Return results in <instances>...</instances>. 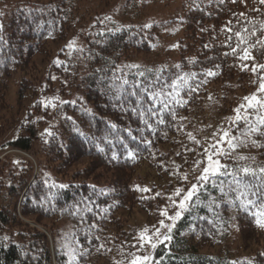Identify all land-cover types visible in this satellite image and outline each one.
<instances>
[{"label":"trees","instance_id":"16d2710c","mask_svg":"<svg viewBox=\"0 0 264 264\" xmlns=\"http://www.w3.org/2000/svg\"><path fill=\"white\" fill-rule=\"evenodd\" d=\"M80 1L0 0V5H10L7 19L0 16V139L19 120L24 131L1 143L0 149L35 152L38 145L35 153L44 160L39 171L28 164L20 174L7 175L0 167V264H131L141 247L123 217L136 201L152 207L155 198L148 189L149 199H137L138 173L155 170L156 178H164L179 165L176 172L181 174L183 190L189 182L198 183L201 161L207 159L202 148L207 137L191 140L189 128L196 129L200 121L206 93L215 88L217 79L223 92H233L227 81L237 80V90L252 93L264 75L259 68L251 71L253 64H264V47L256 43L257 37L264 40L260 0H185L179 16V63L158 69L129 64L136 55L159 48V32L166 30L162 23L146 27L136 21L137 0H127L114 18H95L81 49L69 53L66 47H58L67 41L76 19L81 21ZM244 28L255 31L244 45L254 60H240L233 54L238 42L235 32L243 33ZM39 55L48 57L47 69L62 78L59 90L50 85L56 92L51 100L42 97L53 78L41 81L35 66ZM209 71L214 75H207ZM134 83L162 93L155 102L160 115L145 114L152 101L139 88L133 89ZM31 91L35 97L28 99ZM27 100L31 103L24 109ZM21 113L24 121L19 119ZM249 115L231 127L232 136L243 143L234 141L235 150H228L231 155L222 159L229 171L264 167V136L241 134L247 130L245 120L255 124L258 119L252 110ZM81 156L91 161L72 171ZM4 176L9 178L7 183L2 182ZM244 180L260 183L259 174ZM221 181L224 192L213 186ZM229 183L235 186L231 175L210 177L200 184L171 240L156 247L152 264H264V251L236 263L199 250L197 242L203 236L220 232L223 214L218 213V203L236 209L252 230L260 227L261 199L250 195L247 199L255 206H240L243 198L229 191ZM23 218L36 224L66 219L71 227L57 228L52 223L50 241L46 232Z\"/></svg>","mask_w":264,"mask_h":264},{"label":"rangeland","instance_id":"374dc122","mask_svg":"<svg viewBox=\"0 0 264 264\" xmlns=\"http://www.w3.org/2000/svg\"><path fill=\"white\" fill-rule=\"evenodd\" d=\"M126 1L127 0H81V21L79 19H76L70 30L67 41L59 43V46L56 45L54 47H66L69 50V53L74 50L81 49L86 44L85 39L87 38V33L94 19L99 16L114 18L116 14H119V10L122 8V5ZM137 2L139 17L136 21H138L139 24L147 27L162 23L165 26L166 30L164 29V31L159 32V36L162 41V45L159 48L145 55H136L130 60L129 64L133 67L140 65L151 67L153 69H158L163 66L174 68L178 65L180 60V48L177 41H179L182 35V26L179 23V16L181 14L180 9L183 4L186 5V1L137 0ZM9 8L10 5H0V13H3L2 16L6 19L8 17ZM172 19L176 20V23L172 22ZM129 21H132V18H130ZM35 60L37 62L35 66H37L39 69L38 73L40 74L39 76H41V81H43L44 83L46 77H52L54 80L53 81L49 78L51 80V84L47 85L48 88L45 89L44 94H42V97L44 96L45 98L51 100L53 94H56V92H52L50 85L54 84L55 86L53 88L56 89L57 87V90H59L58 80L62 78L57 77L55 75V71H53L52 69H47L51 61L48 57L39 55L35 58ZM31 71L35 72L36 70L31 69ZM217 80L218 82L215 83V88H211L206 93L204 99V111L199 123H196V129L189 128V136L191 140H193V138L195 139V136H199V138L207 137L205 145L203 144L202 146V148L205 149V152L207 150V153L213 151L212 146L216 145L217 142L221 140V138L223 137V132L225 130L229 131L230 135L232 136L231 127L234 128V124L241 120L237 118L238 114L235 110L240 107V105L246 103L244 97L251 95L257 91V88L255 92L252 93L251 90H237L240 82L237 80H231L227 81V84L233 92L226 93L221 90V82H219V79ZM42 86L38 88V93H41ZM13 89L14 91H16L17 88ZM57 93L61 92L57 91ZM33 94L34 91H31L28 94V99H33L35 97ZM13 95H15L14 92ZM63 98H61L57 102L62 101ZM12 99L14 101V97ZM30 103V100L24 101V109L28 107ZM245 111L246 109L242 108L240 111V116L243 119H248L250 117L249 113L251 112V110L249 109V112ZM23 116L24 113H21L19 115V119H21ZM22 121H24V117L22 118ZM21 133H24V131L20 129L19 120L10 132L6 133V135L0 139V144ZM37 148L38 145H35V152L37 151ZM228 150L231 151L227 143H224L221 151L227 152ZM24 152L12 147L0 149V167L4 170L5 174H20L21 168L23 166H27L28 164L32 165L35 171H39L42 168L44 160L41 155L35 153L34 151ZM224 158H226V156L221 155L219 157L220 162ZM90 161L91 159L89 157L81 156L75 162V166L71 170L73 171L75 170V168L81 167L82 165H85ZM205 165L206 159L205 162L201 165L198 175L201 174V171L205 167ZM181 167L182 166L176 165V168L172 172V174L166 175L164 176V178L161 176L159 178H156L158 176V172L155 170L146 172L145 169H143L141 173H138L139 178L137 179L136 185V188L138 189L137 199L139 201H146L147 199H149L146 196L147 191H142L141 189H150L152 191L151 195L155 196V198L153 199L154 205L152 207H149L147 203L145 206L144 204L136 201L132 206H128V214L124 215L123 217L125 226H127L128 230L132 233L141 247L135 257L151 255V257L154 258L156 248L152 249L147 240H141V236H151L153 240H155L154 233L156 229L159 228L162 234H169L172 238L173 229L180 217L176 219L171 233H167L166 228H160L159 222L161 220H164L165 224L173 223L172 221L167 220L164 216H162L161 213L167 211L170 216L174 215V213L179 209L173 206L172 199L169 198L171 197L176 201H179L180 197H175L174 195L175 190L181 189L183 194L184 192L188 191L193 184L189 182L188 184H186L189 185L185 189L186 191L183 190L182 187L184 186V184L182 183V180H179L181 174L176 172ZM7 178L4 176L2 182L7 183L9 181V178ZM64 180L65 182H67V176L64 177ZM224 205L225 204L218 203L217 206L218 213L223 214V218L222 220H220L221 223L219 225L220 232H218L214 236H203V238L201 239L202 241L197 242V244H199L200 252L211 256H219L236 263H241L243 261L253 259L257 256V254L263 253L264 227L260 226L257 229L252 230L251 228H249V226L245 225L236 209L229 208L227 206L223 207ZM131 212L132 215H129L131 214ZM183 213L184 211L182 212V214ZM23 220L31 226H38L41 230L46 232L50 241H52V232L50 228L53 227L52 223H54V226H56L57 228L68 226L67 228L70 229L69 227H71L69 220L66 219H59L56 221L47 219L40 224H36L33 220L27 218H23ZM186 235H188L187 232ZM247 235L248 237L245 238V236ZM160 238L162 239L163 236L161 235ZM195 239L197 238L193 239L194 242ZM153 261L154 259H150L148 261V264H152Z\"/></svg>","mask_w":264,"mask_h":264},{"label":"snow or ice","instance_id":"6c2138e0","mask_svg":"<svg viewBox=\"0 0 264 264\" xmlns=\"http://www.w3.org/2000/svg\"><path fill=\"white\" fill-rule=\"evenodd\" d=\"M235 2V0H234ZM261 4H264V0H260ZM3 13H0V16H2ZM3 28V25L0 24V29ZM228 31H232L229 29ZM255 31L249 33L248 28L243 29V33L240 31L235 32V36L238 38V42L233 47V54L237 56L240 60H254V57H252L249 53V47H244V45H248L249 37L254 36ZM231 39V37H229ZM256 43L260 44L262 47H264V40H261L259 37L256 39ZM250 47H255V45H250ZM244 67V66H242ZM257 68L264 70V64H253L251 67V71L253 73L257 72ZM247 70V68H245ZM140 76H143V73H139ZM207 75H214L211 71L207 73ZM125 84L128 83V81H124ZM133 89L139 88L145 95H148V98L152 103L148 105L146 109H144L145 114L151 115L153 112H155L157 115H160L157 106L156 101L160 99V96L162 93H155L151 92L149 86H141L139 84H133ZM257 91L251 95H248L244 97L245 104L240 105L235 111L237 112L238 119H241L240 111L242 108L244 109H251L256 115H257V121L255 124H253L251 121L245 120V123L247 125V130L242 132L241 134L244 136H247L252 133H258L260 136H264V75L259 76V80L257 83ZM131 95H137L136 91H132L130 93ZM142 99V97H141ZM163 103V102H162ZM164 107H167L166 103H163ZM160 123H163V120L161 119L159 121ZM145 124L148 125V121L145 120ZM151 127V125H148ZM243 143V141H238V138L235 136H231L229 131L225 130L223 132V137L221 140L217 142L216 145H213V151L210 153H207L206 150V165L202 169L201 174L197 177L198 183H193L191 188L184 192L182 194L181 189L175 190V197H180L179 201H176L173 198V206L176 207L177 210L174 215H169L167 211H164L161 213L162 216H164L167 220L172 221V224H165L164 220H161L160 228H166L167 233H171L172 227H174V223L176 219L181 217L182 212L187 210L190 202H192L193 197L197 196V193L200 191V184H203L205 181H208L210 177L214 176H228L231 175L233 180L235 181V186L232 183L228 184L229 191H235L238 195V198L240 199V206L247 207V205H253L255 206V202L252 200H248V196H258L261 199L260 207L262 208L261 213L258 215L262 217L261 219L257 220V224L261 227H264V167L260 168L259 170L253 169L250 167H240L238 169H233L232 171H229L228 166L221 163L219 157L221 155L224 156H230V152H222L221 149L223 147L224 143H227L228 147L232 150H235L237 143ZM253 144H256L257 142L255 140L252 141ZM240 159H247L246 157H240ZM201 163H204V161H201ZM243 173L244 176H252L253 178H256L259 174L260 177V183L259 184H249L244 180V176H241L240 174ZM185 180H187V177H184ZM225 182L221 181L220 185L213 184L214 187H219L221 192H224L223 184ZM256 189H259V191H256ZM142 191H150L148 189H141ZM227 194V193H225ZM234 203V201H233ZM161 235L163 238L161 239ZM155 240L151 236L145 237L141 236V240H147L150 247L152 249H155L158 244L164 243L165 241H169L171 239V236L169 234H162L159 230V228L156 229L155 233ZM150 259H154L149 256H143V257H134L131 260V264H148V261Z\"/></svg>","mask_w":264,"mask_h":264}]
</instances>
